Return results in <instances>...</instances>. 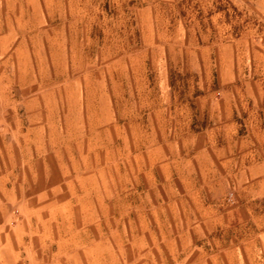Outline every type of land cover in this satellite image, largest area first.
Masks as SVG:
<instances>
[{"label": "rangeland", "instance_id": "rangeland-1", "mask_svg": "<svg viewBox=\"0 0 264 264\" xmlns=\"http://www.w3.org/2000/svg\"><path fill=\"white\" fill-rule=\"evenodd\" d=\"M13 137L68 264H264V0H0Z\"/></svg>", "mask_w": 264, "mask_h": 264}, {"label": "crops", "instance_id": "crops-1", "mask_svg": "<svg viewBox=\"0 0 264 264\" xmlns=\"http://www.w3.org/2000/svg\"><path fill=\"white\" fill-rule=\"evenodd\" d=\"M20 127L17 124L15 130L21 132ZM4 140H0V264H68L70 259H74V254L68 252L66 245L71 246L70 252L75 251L73 246L77 245V233H73V225H69L68 236L57 233L56 241L52 240L50 234L51 222L60 215H66V204L28 206L26 201L29 198L23 195L30 193L13 181L16 178L13 174L14 163L44 160L37 159L32 153L31 140L25 139L23 143L14 137L12 141ZM34 149L39 152L41 146L36 145ZM164 166L161 165V169ZM19 175L25 178V174ZM144 175L148 177V174ZM65 176L67 174H59L60 179ZM87 193L86 190V193L81 194ZM89 193L94 196V192ZM52 205L54 209H51Z\"/></svg>", "mask_w": 264, "mask_h": 264}]
</instances>
